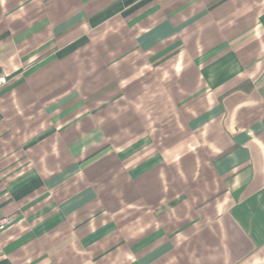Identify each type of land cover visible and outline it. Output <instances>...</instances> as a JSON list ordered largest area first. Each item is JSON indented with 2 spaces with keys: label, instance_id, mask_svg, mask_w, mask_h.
Segmentation results:
<instances>
[{
  "label": "crops",
  "instance_id": "obj_1",
  "mask_svg": "<svg viewBox=\"0 0 264 264\" xmlns=\"http://www.w3.org/2000/svg\"><path fill=\"white\" fill-rule=\"evenodd\" d=\"M0 264H264V0H0Z\"/></svg>",
  "mask_w": 264,
  "mask_h": 264
},
{
  "label": "built area",
  "instance_id": "obj_2",
  "mask_svg": "<svg viewBox=\"0 0 264 264\" xmlns=\"http://www.w3.org/2000/svg\"><path fill=\"white\" fill-rule=\"evenodd\" d=\"M9 83V76L0 70V89L5 87ZM14 223L13 216H2L0 217V231L8 228Z\"/></svg>",
  "mask_w": 264,
  "mask_h": 264
}]
</instances>
